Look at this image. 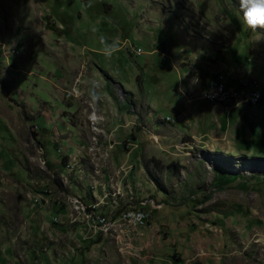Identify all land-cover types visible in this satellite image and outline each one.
I'll use <instances>...</instances> for the list:
<instances>
[{"label":"rangeland","instance_id":"1","mask_svg":"<svg viewBox=\"0 0 264 264\" xmlns=\"http://www.w3.org/2000/svg\"><path fill=\"white\" fill-rule=\"evenodd\" d=\"M240 16L239 0H0V264H264V29ZM219 72L262 102L212 109ZM77 199L140 203L153 224L89 240Z\"/></svg>","mask_w":264,"mask_h":264},{"label":"built area","instance_id":"2","mask_svg":"<svg viewBox=\"0 0 264 264\" xmlns=\"http://www.w3.org/2000/svg\"><path fill=\"white\" fill-rule=\"evenodd\" d=\"M255 85L258 84H246L245 78L244 84H237V78H222L215 76L207 86L209 95L208 97L204 96V99L211 104L223 105L224 107H229L230 101H239V105L254 107L262 102V93H255ZM139 205L140 203L127 204L126 208H131V212L134 214V208ZM62 211L64 212L63 207ZM120 211L121 210L108 212L107 217L94 215V218H96V229L93 232H87L89 240H97L100 236V227L106 226L109 222H114L120 216ZM136 217L143 221V226H147L148 222H151V216L145 215Z\"/></svg>","mask_w":264,"mask_h":264},{"label":"clouds","instance_id":"3","mask_svg":"<svg viewBox=\"0 0 264 264\" xmlns=\"http://www.w3.org/2000/svg\"><path fill=\"white\" fill-rule=\"evenodd\" d=\"M239 11L241 12L240 20L243 25H246L250 29H264V0H239ZM99 43L102 45L100 51L102 54L111 59V57L120 50L119 38H109L101 34L99 36ZM175 67V65H174ZM91 88L89 90V95L93 102L101 98L98 89L100 84L98 81H90ZM199 84V74L198 72L192 75L189 81V88H192ZM184 89L181 87V92ZM205 97H208L209 93L206 90L202 93ZM239 106V104L237 105Z\"/></svg>","mask_w":264,"mask_h":264},{"label":"crops","instance_id":"4","mask_svg":"<svg viewBox=\"0 0 264 264\" xmlns=\"http://www.w3.org/2000/svg\"><path fill=\"white\" fill-rule=\"evenodd\" d=\"M222 72H219L218 73V77L220 76V74H221ZM223 74V73H222ZM226 76V75H225ZM226 78H228L227 76H226ZM239 80L240 79H244V78H238ZM211 81V80H210ZM210 81L208 82V84H210ZM237 83L239 84V81L237 80ZM202 85L203 84H201V86H200V88H202L203 89V87H202ZM211 104V103H210ZM218 105H213V104H211V107H212V109H217L216 107H217ZM222 107V106H221ZM230 107V106H229ZM219 108H220V106H219ZM224 108V106L222 107V109ZM95 113V111L94 110H92V109H90V112H89V117L91 116V115H93ZM96 116V115H95ZM95 116H93V118L95 117ZM101 204L100 203H94L93 202V204H92V206L93 207H90L89 208V213L88 214H85V215H81V216H85V218H86V220H88L89 222H90V224L92 225V229H94V227H95V225H96V218H94V215H98V214H100V213H103V214H105V215H108V212H113V211H115V210H121V209H116V208H113V209H111V207L109 208L108 206H104V208L102 209V205L100 206ZM95 206V207H94ZM100 206V207H99ZM101 209V210H100ZM124 209V208H123ZM103 210V211H102ZM122 215L123 214H121L120 213V216L116 219L117 221H119L120 222V220H121V217H122ZM152 224H153V219H152ZM152 227V226H151ZM148 229V228H147ZM137 231H143V230H137ZM137 231H135V232H137ZM146 233H145V236L142 238V239H140V240H137L136 241V245H140V246H143L144 248H147V249H154V253L156 252V250H157V247H158V245H161V239L159 238V237H155V232L154 231H145ZM155 235H154V234ZM149 234H151L152 236L151 237H153V238H155L156 240L154 241L153 239H151V241H149L148 240V236H150ZM176 237H179L178 235L176 236ZM176 237H175V239H176ZM175 239H173V240H175ZM184 239H186V237L184 238ZM168 240H170V239H168ZM172 241V240H171ZM173 242V241H172ZM174 242H176V240L174 241ZM102 243V242H101ZM149 247V248H148ZM105 251L104 252H106V253H104V255L107 257V260L108 261H112L113 260V255L111 254L112 252H111V250L109 251L108 249H104ZM109 252H110V254H109ZM131 261H132V263H134V264H148V262L147 261H144V262H142V261H139L138 259H134L133 258V256L131 257ZM134 261V262H133ZM188 262V261H187ZM175 264H186L185 263V261L184 260H182V259H178L176 262H175Z\"/></svg>","mask_w":264,"mask_h":264},{"label":"bare ground","instance_id":"5","mask_svg":"<svg viewBox=\"0 0 264 264\" xmlns=\"http://www.w3.org/2000/svg\"><path fill=\"white\" fill-rule=\"evenodd\" d=\"M222 78H225L222 77ZM239 84H244V81H239ZM248 84H257L256 82H253L251 81V83H248ZM255 93H261L259 90H258V85H255ZM262 100H263V95H262ZM232 104H239V101H230L229 102V105H232ZM99 120L98 116L96 115L94 118H93V121H97ZM74 205L77 207V211L79 212H84L87 214V209H88V206L87 204L83 201V200H76L74 202ZM135 215V216H134ZM151 216V221H152V214L148 211H146L145 209H138V208H135L134 209V214L131 212V209H127L125 210V212L123 213L122 217H123V220L127 223L129 229H131V231H137L135 229H138V230H145L147 229L148 227H150V224L151 222H148L147 226H143V221L140 219V218H137L136 216ZM99 217H103L102 215H100ZM102 228V231L103 232H107V231H110L111 228H112V225L107 223L106 226H101Z\"/></svg>","mask_w":264,"mask_h":264},{"label":"trees","instance_id":"6","mask_svg":"<svg viewBox=\"0 0 264 264\" xmlns=\"http://www.w3.org/2000/svg\"><path fill=\"white\" fill-rule=\"evenodd\" d=\"M214 77H215V76H214ZM214 77H213V78H214ZM211 79H212V78H211ZM211 79H209V81H210ZM238 80H239V79H238ZM240 80H241V81H244V80H242V79H240ZM229 176H230L231 178H234V177H235L234 175H229ZM236 177L239 178V176H236ZM221 178H224V176H222ZM237 178H236V179H237ZM225 179L227 180V179H229V177L224 178L222 181H224Z\"/></svg>","mask_w":264,"mask_h":264}]
</instances>
